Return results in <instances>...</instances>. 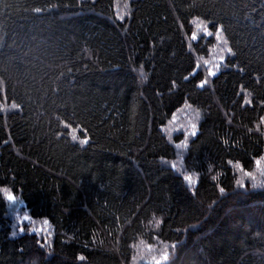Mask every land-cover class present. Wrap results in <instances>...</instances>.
Wrapping results in <instances>:
<instances>
[{
    "label": "trees",
    "instance_id": "1",
    "mask_svg": "<svg viewBox=\"0 0 264 264\" xmlns=\"http://www.w3.org/2000/svg\"><path fill=\"white\" fill-rule=\"evenodd\" d=\"M0 264H264V0H0Z\"/></svg>",
    "mask_w": 264,
    "mask_h": 264
},
{
    "label": "snow or ice",
    "instance_id": "2",
    "mask_svg": "<svg viewBox=\"0 0 264 264\" xmlns=\"http://www.w3.org/2000/svg\"><path fill=\"white\" fill-rule=\"evenodd\" d=\"M221 31H223V30L220 29V28H216V37H217V39L220 38V34H219V33H220ZM205 34H206V35H211V33L208 32L207 28H205ZM196 38H197L196 35L193 34L192 39L195 40ZM228 51L231 52V49H228ZM222 59H223V58H222ZM209 75H215V73L209 71ZM204 83H206V81L203 82V83H201L199 86H200V87H203V86H204ZM246 102H249V103H250V101H246ZM193 135H195V133H193ZM74 138H75V137H74ZM81 143H87V141H86V140H82ZM257 164H259V161H257ZM185 179L191 181V177H185ZM8 199H9V200H12L13 197H12L11 195H9ZM165 258H166V257H165ZM81 259H83V257H81Z\"/></svg>",
    "mask_w": 264,
    "mask_h": 264
},
{
    "label": "rangeland",
    "instance_id": "3",
    "mask_svg": "<svg viewBox=\"0 0 264 264\" xmlns=\"http://www.w3.org/2000/svg\"><path fill=\"white\" fill-rule=\"evenodd\" d=\"M40 224H41V223H40ZM41 225H43V229L46 228V225H45L44 223H42ZM39 226H40V225H39ZM38 228H39V227H37V229H31V230H37V231H38ZM41 228H42V227H41ZM47 228H48V227H47ZM47 228H46L45 230H47ZM43 229H42V230H43Z\"/></svg>",
    "mask_w": 264,
    "mask_h": 264
}]
</instances>
